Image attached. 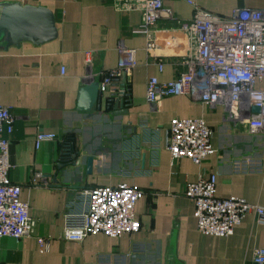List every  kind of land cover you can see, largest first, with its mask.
<instances>
[{"label": "crops", "instance_id": "1", "mask_svg": "<svg viewBox=\"0 0 264 264\" xmlns=\"http://www.w3.org/2000/svg\"><path fill=\"white\" fill-rule=\"evenodd\" d=\"M5 2L52 11L58 38L0 51V105L12 108L17 118L10 176L22 187L21 199L36 221L32 238L20 243L0 238V264H169L171 257L176 264H255L254 251L264 249V221L250 213L230 237L203 235L186 189L200 175H214L218 198L238 197L264 209V133L252 135L246 126L227 121L223 105L207 107L186 96L155 105L147 101L150 79L167 83L185 72L183 58L193 50L187 33L162 20L150 37L135 35L142 15L120 11L118 0H0ZM198 3L224 18L237 9L264 10V0ZM164 4L181 22L193 18L184 0ZM122 47L137 51V67L124 83L131 92L124 105L128 112L115 114L106 97L91 112L82 111L80 93L93 84L83 82L85 54L93 52L96 70L110 71L117 68ZM176 118L204 119L212 129L216 153L202 167L188 159L172 161L167 143ZM40 130L57 140L37 151ZM66 141L68 164L60 166ZM88 157L94 158L91 173ZM37 173L42 179L35 184ZM122 184L144 191L135 209L139 232L119 239L97 234L81 243L63 239L64 226L88 209L86 191ZM37 237L51 239L48 253H40Z\"/></svg>", "mask_w": 264, "mask_h": 264}, {"label": "built area", "instance_id": "2", "mask_svg": "<svg viewBox=\"0 0 264 264\" xmlns=\"http://www.w3.org/2000/svg\"><path fill=\"white\" fill-rule=\"evenodd\" d=\"M120 11H139L141 25L135 35L150 37L162 20L173 21L187 33L193 47L183 58L185 72L171 82L152 78L147 84V101L155 105L169 97L186 96L207 107L223 105L227 121L244 125L252 135L264 133V10L237 9L229 18L217 16L202 9L198 0H184L193 8V18L181 22L175 11L164 0H118ZM123 1V3H122ZM118 4V3H117ZM137 51L122 47L117 68L96 70L93 52H87L85 85L98 83L101 97L107 103L123 97L129 102L131 92L126 76L137 67ZM159 71L164 61L157 63ZM64 75L65 70L62 69ZM254 109H260L255 113ZM16 116L10 107L0 105V238L18 243L34 237L36 221L30 206L22 201V187L11 180V139ZM213 131L204 119H173L169 126L167 148L172 161L188 159L198 167L216 153L212 144ZM57 140L54 133L38 131L35 149ZM42 174L37 173V184ZM44 185H48L47 182ZM88 209L74 217L63 229V239L81 243L92 235L105 234L119 239L137 233L142 225L136 219L135 209L144 191L137 186L99 187L85 192ZM186 197L196 206L198 229L201 234L227 238L250 213L264 221V209L238 197H217V179L200 175L198 182L187 185ZM40 253L50 251L51 239L36 238ZM255 264H264V249L253 254Z\"/></svg>", "mask_w": 264, "mask_h": 264}, {"label": "water", "instance_id": "3", "mask_svg": "<svg viewBox=\"0 0 264 264\" xmlns=\"http://www.w3.org/2000/svg\"><path fill=\"white\" fill-rule=\"evenodd\" d=\"M58 38L55 15L49 9L22 5L21 3H0V51H8L12 47L20 48L23 43L44 45ZM101 94L98 83H93L82 89L80 93L79 108L82 111L91 112L101 103ZM128 104L123 97L108 102L109 109L113 108L115 114L123 115L128 112L124 105ZM128 106V105H127ZM259 113L260 109H254ZM67 147L63 155H67ZM93 157H88V173L93 168ZM56 181V178L54 179ZM169 264H176L171 257Z\"/></svg>", "mask_w": 264, "mask_h": 264}, {"label": "trees", "instance_id": "4", "mask_svg": "<svg viewBox=\"0 0 264 264\" xmlns=\"http://www.w3.org/2000/svg\"><path fill=\"white\" fill-rule=\"evenodd\" d=\"M66 145H68V144H67V141L64 142V143L62 144V147H63L62 149H63V151H62L61 156H60V161H59L60 166H65V165L68 164V161L66 160V156H67V155H63V153H64V149L66 148Z\"/></svg>", "mask_w": 264, "mask_h": 264}]
</instances>
